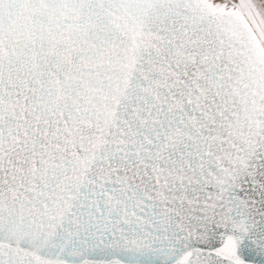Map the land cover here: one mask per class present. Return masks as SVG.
<instances>
[{
    "label": "snow or ice",
    "instance_id": "1",
    "mask_svg": "<svg viewBox=\"0 0 264 264\" xmlns=\"http://www.w3.org/2000/svg\"><path fill=\"white\" fill-rule=\"evenodd\" d=\"M0 264H264V0H0Z\"/></svg>",
    "mask_w": 264,
    "mask_h": 264
}]
</instances>
